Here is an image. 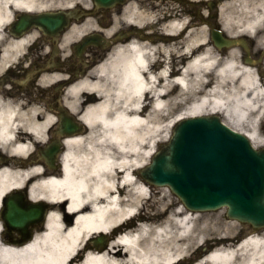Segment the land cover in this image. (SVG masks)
<instances>
[{
  "label": "bare ground",
  "instance_id": "bare-ground-1",
  "mask_svg": "<svg viewBox=\"0 0 264 264\" xmlns=\"http://www.w3.org/2000/svg\"><path fill=\"white\" fill-rule=\"evenodd\" d=\"M56 1L0 0V27L19 9L43 12ZM227 4L240 10L245 21L235 31L221 17L225 29L258 41L264 29V0ZM170 23L171 32L186 26L182 20ZM189 41L171 47L139 41L118 44L92 73L94 79L83 78L71 86L75 106L84 102L85 92L92 93L82 114L88 131L68 140L61 178L31 187L35 198L56 203L44 230L26 244L0 241V264H176L181 258L179 264L193 258L192 248L204 244L206 237L201 214L171 203L169 188L154 187L141 170L161 133L180 119L200 114L230 117L255 144L264 145V79L241 63L237 49L222 56L209 47L206 33ZM19 44L23 41H15L16 47ZM37 111L0 105V146L29 152L52 121H39ZM28 174L1 170L0 201ZM97 235L108 239L106 247L91 245ZM194 264H264V229L237 244L217 246Z\"/></svg>",
  "mask_w": 264,
  "mask_h": 264
},
{
  "label": "flooded vegetation",
  "instance_id": "flooded-vegetation-1",
  "mask_svg": "<svg viewBox=\"0 0 264 264\" xmlns=\"http://www.w3.org/2000/svg\"><path fill=\"white\" fill-rule=\"evenodd\" d=\"M43 11L55 15L52 23H35L31 12L19 9L15 17L0 27V102L39 109L38 119H53L41 140L25 155L30 173L23 185L7 198L12 212L27 211L30 190L39 180L62 175L63 154L70 134L84 133L70 128L78 122L83 107H73L71 86L92 74L118 44L139 41L154 47L182 42L194 26L211 23L218 15L207 11V3L188 5L184 0H121L113 6H98L94 0H58ZM177 3L181 5L177 8ZM144 14L147 15L145 19ZM188 15L186 28L178 33L166 30L171 17ZM15 41L23 44L15 46ZM258 61L261 53L255 56ZM256 68L264 75V66ZM64 120V124L62 121ZM34 209L33 223L9 228L3 220L1 240L26 244L44 230L49 214L56 207L49 198ZM5 214V210H4ZM31 236V237H30ZM29 238V239H28Z\"/></svg>",
  "mask_w": 264,
  "mask_h": 264
},
{
  "label": "water",
  "instance_id": "water-1",
  "mask_svg": "<svg viewBox=\"0 0 264 264\" xmlns=\"http://www.w3.org/2000/svg\"><path fill=\"white\" fill-rule=\"evenodd\" d=\"M96 1L107 5L117 0ZM211 34L219 48L240 43L219 30ZM142 175L153 184L168 185L190 209L227 206L229 218L264 227V149H254L218 116L181 120Z\"/></svg>",
  "mask_w": 264,
  "mask_h": 264
},
{
  "label": "rangeland",
  "instance_id": "rangeland-1",
  "mask_svg": "<svg viewBox=\"0 0 264 264\" xmlns=\"http://www.w3.org/2000/svg\"><path fill=\"white\" fill-rule=\"evenodd\" d=\"M229 1H231V0H219L218 1L219 6L220 7L223 6V11L220 10V13L222 12L221 17L228 22L227 23L228 27L233 28L235 31L237 29H242L241 27L243 25V22L245 21V15H243L241 13V11L238 10L237 8H235L234 6H230L229 4H227V2H229ZM222 18H221V24L224 25ZM196 31L197 32L199 31V32L198 33L197 32L192 33L190 35L191 41H195L197 39V37L200 33V29H197ZM253 41L257 44V46H259V47L263 46V44H264V29L261 30V32L259 34L258 42L256 39H253V40H251V43H253ZM208 46L212 47L216 51H219L212 45V43H210ZM236 49L241 51V48H236ZM231 50H235V49H231ZM231 50H222L220 52L221 53L220 55L225 56ZM173 60H174V57L171 58V63L173 62ZM240 61L242 64H244L242 59H240ZM223 119L225 122H227L229 124L236 122V120H234L230 117L228 118V117L224 116ZM172 128L173 127H171L169 129V131L167 129L166 131L161 133L160 137L162 139H161L160 143L166 142L169 139V137L171 136ZM263 140H264V137H263ZM166 192L169 195V200L171 201V203L175 202L176 204L181 205L180 199L177 196H175L171 192V190H169V191L166 190ZM159 196H162V194ZM200 214H201V220L203 222V226L206 229V237H205L204 242H203L204 244L192 248L191 256H193V258L192 259L190 258V260H187V261H185L183 263H179V264H194L198 260L202 259V257L204 256V254L206 252L214 249L215 247L220 246V245H224V246L232 245L231 243H229L227 241H226L227 243L224 241L223 242L218 241L217 238L221 237L222 235L232 237L234 234H237L239 230H242L244 227L245 228L247 227V225L241 224L240 222L227 219L225 216V209H221L218 211H211V212H200ZM194 233L196 235L197 231L195 230ZM242 237H244V236H242ZM228 240L232 241V239H228ZM203 245L205 246V249L200 248ZM82 256H83V252H80L79 258H81ZM79 258H77V262H78ZM78 263H80V262H78ZM176 264H178V263L176 262Z\"/></svg>",
  "mask_w": 264,
  "mask_h": 264
}]
</instances>
